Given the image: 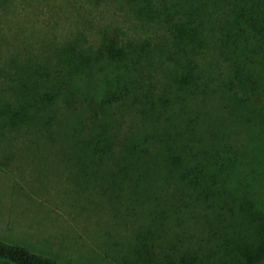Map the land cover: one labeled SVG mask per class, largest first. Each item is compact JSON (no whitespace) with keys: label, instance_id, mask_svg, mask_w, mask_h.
I'll use <instances>...</instances> for the list:
<instances>
[{"label":"rangeland","instance_id":"374dc122","mask_svg":"<svg viewBox=\"0 0 264 264\" xmlns=\"http://www.w3.org/2000/svg\"><path fill=\"white\" fill-rule=\"evenodd\" d=\"M152 1L176 19L200 3L201 43L175 45L121 0H0L1 240L65 264H135L140 239L171 264L264 249V93L244 97L253 104L228 86L233 62L253 60H238L217 0ZM105 39L133 45L137 64L133 95L101 112L89 106L107 91L101 63L71 71L63 52L93 54ZM101 134L115 145L96 157L88 142ZM213 162L231 167L219 173L229 188H211L218 204L186 177ZM241 172L251 192L236 190Z\"/></svg>","mask_w":264,"mask_h":264},{"label":"trees","instance_id":"16d2710c","mask_svg":"<svg viewBox=\"0 0 264 264\" xmlns=\"http://www.w3.org/2000/svg\"><path fill=\"white\" fill-rule=\"evenodd\" d=\"M121 1L140 20L158 21L168 26V32L171 36H175V45L179 46L182 42L192 45H199L201 43L198 35L204 23L198 16L202 15L200 12L203 10L200 3L197 8L189 7V9L183 10L180 12L179 18L176 19L175 8L172 9V12V10H168L163 6H156L152 0ZM160 5L165 4L160 3ZM211 8H213L214 13H218L219 10L229 13V17L233 23H230L228 28L223 30L224 34L228 33L227 36L235 34L236 39H234L233 43L235 45L237 44L234 49L238 60L248 57L253 60L246 65H243L239 61L233 62L234 65L231 69V77L228 82L230 90L236 92L237 98L242 99L243 102H254L250 97L244 100L245 96L258 97L260 98L258 102H263L261 94L264 93V0H217L215 3H212ZM203 12L209 13L204 10ZM172 13L174 14L172 15ZM232 26L238 27L239 30L235 33V31L231 30ZM247 41H253L254 45L247 44ZM134 50L135 47L133 45L120 44L116 39H105L93 54L80 52L73 46H69L63 52V59L66 61L69 60V66L71 67L69 69L71 71H81V73L85 74L96 66L97 63H101L99 70L100 73H103V81L106 83L107 91H105L97 104L92 98L90 107L96 105L103 112L105 111L104 109L119 103L120 100L125 99L129 94L130 96L133 95L131 87L135 83L134 71L137 64L134 58ZM83 69L87 71H83ZM72 93H70L71 96H73ZM0 116H7L6 111L0 109ZM108 136L101 134L89 140L88 147L95 150L92 155L96 157L101 155L109 156L115 142L111 135L108 134ZM168 158L170 159L169 154ZM210 167L212 168H208V166L204 168L194 167L192 172L186 175L187 178L194 177L192 181H188L187 185L189 187L193 186L198 191L196 192L198 194L197 200L211 201L212 204H218L220 203L221 193L217 192L216 196H214L212 193L214 191L211 188L218 187V185L221 189L229 188V183L226 185L221 183L223 179L219 173H223L225 168H230L231 172V167L222 165L219 168H215L214 162ZM245 175V173L241 172V177H237L236 184V190L243 193H245L244 191L251 192L254 188L250 181L246 179ZM145 242L144 239H140L134 245L132 256H134L135 264H171L167 261L166 256L162 255L163 258H161L160 256L150 255L148 250L145 252L143 249L146 247L150 248L149 246L143 245ZM142 253H146V255ZM122 262L130 263L131 261H128V257H124ZM0 263L65 264L51 256L34 252L27 247L8 243L1 239ZM199 263H202V261ZM235 264H264V249L261 248L254 253L246 254V256L242 257L241 260L239 259Z\"/></svg>","mask_w":264,"mask_h":264}]
</instances>
